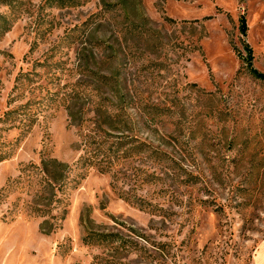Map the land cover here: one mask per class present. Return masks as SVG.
Returning a JSON list of instances; mask_svg holds the SVG:
<instances>
[{"label":"rangeland","instance_id":"obj_1","mask_svg":"<svg viewBox=\"0 0 264 264\" xmlns=\"http://www.w3.org/2000/svg\"><path fill=\"white\" fill-rule=\"evenodd\" d=\"M0 16V264H253L264 81L238 53L264 73V0H0ZM49 159L75 181L46 186Z\"/></svg>","mask_w":264,"mask_h":264},{"label":"trees","instance_id":"obj_2","mask_svg":"<svg viewBox=\"0 0 264 264\" xmlns=\"http://www.w3.org/2000/svg\"><path fill=\"white\" fill-rule=\"evenodd\" d=\"M11 23H9V20L0 16V35L4 34L10 29ZM246 22L244 16L240 17V32L242 34H245L246 32ZM244 49L246 50V56L244 57L241 53H238L239 56L242 57L244 62L246 63V66L254 77L259 78L264 81V73L259 72L256 68L252 65V51L251 47L244 43ZM25 108V106H24ZM30 115L28 113H25V111H22L21 113L18 112L16 109H8L5 114L4 118L2 120L4 121H15L18 120L19 125L24 126V128H28L32 123V118L30 120ZM1 145L4 146L3 143ZM7 151H0V161L5 159L7 157ZM80 162V165H77ZM89 164H93L92 161H89L88 157L84 158L83 160H77L76 164H74V168L80 166V168L83 170V168L86 170L89 167ZM95 165V164H94ZM41 179L48 187H55L58 185L59 190H63L67 187L69 183H72L75 181V177L70 178L68 175L70 174L71 168L66 167L62 163L54 160H43L41 162ZM98 169L103 172L105 169L103 167H98ZM82 174L80 171L79 175ZM37 209H34V213ZM36 215H40L35 213Z\"/></svg>","mask_w":264,"mask_h":264},{"label":"crops","instance_id":"obj_3","mask_svg":"<svg viewBox=\"0 0 264 264\" xmlns=\"http://www.w3.org/2000/svg\"><path fill=\"white\" fill-rule=\"evenodd\" d=\"M253 264H264V241L257 246L254 252Z\"/></svg>","mask_w":264,"mask_h":264}]
</instances>
